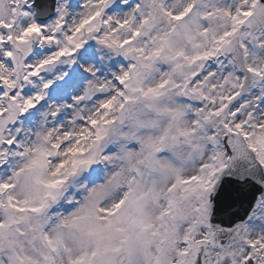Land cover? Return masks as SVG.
Wrapping results in <instances>:
<instances>
[{"label": "snow or ice", "instance_id": "6c2138e0", "mask_svg": "<svg viewBox=\"0 0 264 264\" xmlns=\"http://www.w3.org/2000/svg\"><path fill=\"white\" fill-rule=\"evenodd\" d=\"M0 264H264V0H0Z\"/></svg>", "mask_w": 264, "mask_h": 264}]
</instances>
